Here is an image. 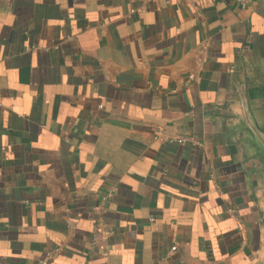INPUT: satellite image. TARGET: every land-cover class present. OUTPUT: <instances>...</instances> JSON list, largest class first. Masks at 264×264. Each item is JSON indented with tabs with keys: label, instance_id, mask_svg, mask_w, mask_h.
I'll return each instance as SVG.
<instances>
[{
	"label": "crops",
	"instance_id": "1",
	"mask_svg": "<svg viewBox=\"0 0 264 264\" xmlns=\"http://www.w3.org/2000/svg\"><path fill=\"white\" fill-rule=\"evenodd\" d=\"M250 70L264 0H0V264L247 263Z\"/></svg>",
	"mask_w": 264,
	"mask_h": 264
},
{
	"label": "water",
	"instance_id": "2",
	"mask_svg": "<svg viewBox=\"0 0 264 264\" xmlns=\"http://www.w3.org/2000/svg\"><path fill=\"white\" fill-rule=\"evenodd\" d=\"M219 113L228 122L231 143L245 161L249 187L259 210L260 244L245 264H264V86L251 70L240 73Z\"/></svg>",
	"mask_w": 264,
	"mask_h": 264
},
{
	"label": "built area",
	"instance_id": "3",
	"mask_svg": "<svg viewBox=\"0 0 264 264\" xmlns=\"http://www.w3.org/2000/svg\"><path fill=\"white\" fill-rule=\"evenodd\" d=\"M233 2V4H235L236 6H238L239 8H246L247 6H249L254 0H231ZM200 61V60H199ZM156 138V136H155ZM109 195L110 193L107 192L106 194H104L102 196L103 201H108L109 200ZM45 256L41 257L38 261V264H46V260H45Z\"/></svg>",
	"mask_w": 264,
	"mask_h": 264
}]
</instances>
